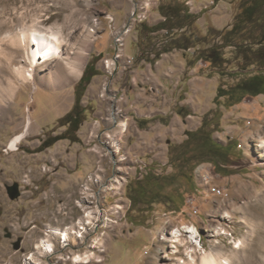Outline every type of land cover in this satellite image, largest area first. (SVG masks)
<instances>
[{
    "label": "rangeland",
    "instance_id": "374dc122",
    "mask_svg": "<svg viewBox=\"0 0 264 264\" xmlns=\"http://www.w3.org/2000/svg\"><path fill=\"white\" fill-rule=\"evenodd\" d=\"M162 1L0 0V89L9 80L15 83L13 100L0 106V264H32L31 255L36 264H74V253L87 250L96 255L80 264H183L193 246L199 253L222 250L233 264H264V151L259 147L264 94L246 95L230 106L226 97L216 102L220 85L227 88L260 69L239 71L233 46L224 50L232 61L226 74L204 60L191 65L194 48L163 53L154 64L141 58L140 23L162 20ZM185 1L198 15L201 33L231 27L241 2ZM35 20L42 30L59 31L64 57L82 60L79 75L58 58L42 61L33 79L17 77L13 66H30L24 49L7 36ZM8 53L15 55L13 64ZM94 57L99 73L82 96L86 119L77 131L79 141L64 138L40 150L46 138L66 129L58 120L73 108L76 86ZM29 117L26 137L10 149ZM204 118L212 121L216 140L232 143L228 174L217 172L208 159L196 167L192 186L178 181L185 198L180 209L164 199L151 211L128 213L127 185L140 175V166L172 172L170 149ZM121 121L125 130L118 126ZM10 186L18 189L17 197H11ZM171 196L177 203L178 193ZM68 226L83 236L73 233L65 245L46 235L47 228ZM179 232L188 244L177 242ZM43 237L55 242L56 252L36 248ZM240 239L244 245L234 249Z\"/></svg>",
    "mask_w": 264,
    "mask_h": 264
},
{
    "label": "trees",
    "instance_id": "16d2710c",
    "mask_svg": "<svg viewBox=\"0 0 264 264\" xmlns=\"http://www.w3.org/2000/svg\"><path fill=\"white\" fill-rule=\"evenodd\" d=\"M218 1L220 0H214ZM239 8L231 27H211L206 33H201L196 26L198 15L190 10L185 0H164L158 6L162 20L155 24L147 21L140 23L137 44L141 51L140 57L154 64L163 53L174 49L187 51L194 48L193 57L189 59L191 65L198 60H204L217 67L221 74H226L227 66L232 61L225 55L224 50L233 46L239 71L253 65H257L260 70L239 77L237 82L231 83L227 88L220 85L216 102H219L221 97H226V105L230 106L241 102L246 95L264 94V0H241ZM97 58L90 60L84 69L76 86L73 108L58 120L59 125L66 126V129L60 134L46 138L41 143L40 150L64 138L79 141L77 131L86 119V109L81 100L87 84L99 73L95 67ZM239 74L237 72L235 76L238 77ZM211 124V120L204 118L200 127L186 130V139L172 146L169 157L172 172L157 173L154 168L149 167L146 173L137 176L127 185L131 202L128 213L151 211L156 202L164 199L173 203L175 210L180 209L185 198L183 192L179 191L178 181H188L189 186H192L196 167L208 159L214 161L217 172L228 174L226 168L234 155L231 151L232 143L230 141L224 145L216 140ZM172 192L178 193L177 203L171 196ZM130 220L136 222V219Z\"/></svg>",
    "mask_w": 264,
    "mask_h": 264
},
{
    "label": "bare ground",
    "instance_id": "6f19581e",
    "mask_svg": "<svg viewBox=\"0 0 264 264\" xmlns=\"http://www.w3.org/2000/svg\"><path fill=\"white\" fill-rule=\"evenodd\" d=\"M39 23V20H35L32 22V24L23 27L17 33H10L7 36L8 40L13 45L21 46L24 49L26 57L25 60L28 61L30 66L27 67L25 66L26 64L23 63L13 66V70L17 74V77L21 80H28L31 78L33 79L35 75L34 72L41 65L42 61L48 63L57 60L58 58H63L64 60H66V63L69 65L70 69L73 72L78 73L79 75L81 73L82 60H78V58L76 57L69 59L64 57V52L62 49V38L59 35V31H56L54 28H51L49 30H42L38 28ZM6 56L9 64H13L15 55L13 53H8L6 54ZM109 64H111V61H109ZM14 84L12 80H9L8 87L0 89V106L7 107L8 100H13ZM30 123L31 118L29 117L27 122L25 123L23 131L16 134L15 137L11 140L10 149L14 150L18 148V144L27 135ZM126 125V122L121 121L119 122L118 126H120L122 130H125ZM115 143L117 145V142ZM259 147L264 151V138L260 140ZM87 219L89 224L93 219V213L91 211L87 213ZM84 228L85 226H83V229ZM80 232V230H76L73 226H68L66 228L50 227L46 229V235H52L53 237L58 238L59 240L64 242L65 245H69L71 243L73 233H76L77 236H83ZM177 242L188 244L190 242V239L186 237V234H184V232H179L177 233ZM162 243H164V241ZM98 244L99 241H97V245ZM235 244L236 245L234 246V249H239L241 248V245H244V241L242 239H240L239 241L235 240ZM97 245L96 247H101ZM176 247L177 246H175V248ZM36 248L41 253L45 254H52L56 252L55 242H53V240H51L49 237L41 238V240L37 243ZM103 250L104 249H102V251ZM95 255L96 252L92 250H87L84 253L77 252L74 253V255L71 257V260L74 264H80L82 262L90 263ZM187 255L189 256V260H184L183 264H233L234 262L233 257L229 254H226L222 250L204 249L199 253L197 251V248L193 246L192 248H190ZM167 257L166 259H168ZM27 261H29V263L31 262L32 264H36V261L33 260V255H31L30 258H27ZM98 261H103V259L99 258ZM163 264L168 263L164 262Z\"/></svg>",
    "mask_w": 264,
    "mask_h": 264
},
{
    "label": "water",
    "instance_id": "95a60500",
    "mask_svg": "<svg viewBox=\"0 0 264 264\" xmlns=\"http://www.w3.org/2000/svg\"><path fill=\"white\" fill-rule=\"evenodd\" d=\"M128 26V25H127ZM10 195L12 198H15L19 195V191L17 188L13 187V186H10ZM16 248H19V244L17 243Z\"/></svg>",
    "mask_w": 264,
    "mask_h": 264
},
{
    "label": "built area",
    "instance_id": "2783aa9c",
    "mask_svg": "<svg viewBox=\"0 0 264 264\" xmlns=\"http://www.w3.org/2000/svg\"><path fill=\"white\" fill-rule=\"evenodd\" d=\"M149 170V167L147 165L140 166V176H142L144 173H146Z\"/></svg>",
    "mask_w": 264,
    "mask_h": 264
}]
</instances>
